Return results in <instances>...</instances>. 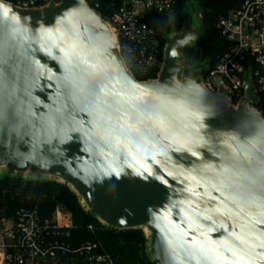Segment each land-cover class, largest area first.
I'll return each instance as SVG.
<instances>
[{"label":"water","instance_id":"1","mask_svg":"<svg viewBox=\"0 0 264 264\" xmlns=\"http://www.w3.org/2000/svg\"><path fill=\"white\" fill-rule=\"evenodd\" d=\"M0 5V166L55 175L105 223L146 227L159 264H264V118L250 81L233 105L193 67L180 77L192 26L140 80L86 0Z\"/></svg>","mask_w":264,"mask_h":264},{"label":"built area","instance_id":"2","mask_svg":"<svg viewBox=\"0 0 264 264\" xmlns=\"http://www.w3.org/2000/svg\"><path fill=\"white\" fill-rule=\"evenodd\" d=\"M4 1L37 9L62 0ZM178 1L110 0L103 9L100 0H86L111 28L125 65L136 78L162 69L166 46H162L150 20L158 14L173 16ZM231 10L217 23L229 48L200 82L214 91L227 89L230 103L238 105L244 101L250 81L254 95L251 105L264 118V0H238ZM73 227L72 215L59 207L52 215L37 206L17 208L11 216L0 213V264H56L64 259L115 264L100 241L88 240L74 247L70 241Z\"/></svg>","mask_w":264,"mask_h":264},{"label":"trees","instance_id":"3","mask_svg":"<svg viewBox=\"0 0 264 264\" xmlns=\"http://www.w3.org/2000/svg\"><path fill=\"white\" fill-rule=\"evenodd\" d=\"M100 1L104 9L110 0ZM237 3L238 0H179L173 16L158 14L151 18L150 23L165 47L173 32L179 33L186 27H193V14L196 10L200 11L202 26L199 37L191 45L182 47L181 52L193 70L199 69L204 76L215 65L219 56L229 48V41L221 35L217 23ZM189 68L191 66L185 72ZM158 71L159 67L145 75L138 74L137 77L140 80L157 78ZM35 206L46 215H52L58 207L72 215L74 227L70 241L74 247L88 240L100 241L114 257L115 264H159L151 254V235L146 234L144 227L121 228L102 223L68 183L24 178L13 170L0 173L1 214L11 216L17 208ZM89 225H93V229ZM56 264L85 262L78 259L72 263L70 259H64Z\"/></svg>","mask_w":264,"mask_h":264},{"label":"rangeland","instance_id":"4","mask_svg":"<svg viewBox=\"0 0 264 264\" xmlns=\"http://www.w3.org/2000/svg\"><path fill=\"white\" fill-rule=\"evenodd\" d=\"M201 12L196 10L193 14V27L196 31V38L190 42L189 44L187 45H191L192 43H194L198 37H199V31L201 29ZM176 33H172L171 35H175ZM180 56H181V71H180V74L179 76L182 77L184 74H185V69L188 67V66H191L190 64H188V62L186 61L185 57H184V54L181 52V48H180ZM191 77L197 79V80H202V77L203 75L199 72V69H196V70H193L191 73H190ZM253 83H255V80H253ZM13 169L11 167H9L8 165H2L0 166V173H5V172H10L12 171ZM14 171V170H13ZM14 173H17V174H21L24 178H40V179H44V180H57V181H60V182H65L63 179L55 176V175H52V174H49V173H46V172H42V171H39V170H35L33 169L32 167H29V168H26L24 169L23 171H14ZM71 186V185H70ZM72 187V186H71ZM83 203L85 205H87L85 203V201L82 199ZM87 208H89L87 206ZM90 209V208H89ZM97 216V215H96ZM98 218V217H97ZM99 219V218H98ZM102 223H105L103 220L99 219ZM144 231L146 232V234L149 236L151 235L150 231L144 227Z\"/></svg>","mask_w":264,"mask_h":264},{"label":"snow or ice","instance_id":"5","mask_svg":"<svg viewBox=\"0 0 264 264\" xmlns=\"http://www.w3.org/2000/svg\"><path fill=\"white\" fill-rule=\"evenodd\" d=\"M0 8H3L2 14L5 18H7L10 9L3 7L2 5H0ZM12 19H16V18L13 17ZM172 55H175V53L173 52ZM127 83H131V82H127ZM134 98H136V97H134ZM116 103L119 104L120 102L116 101ZM116 111H120V109L117 108ZM161 123H163V121H161ZM121 127H123V126H121ZM124 131H125V133L135 132L138 137H141V138L143 137V133L139 127L129 126V127L125 128ZM126 139L129 140V143L132 142V137H126ZM192 154L196 155L195 153H192ZM225 171H227V169H225ZM205 219H210V217H205ZM210 231H211V229H210ZM201 255H202L203 259H205V260L209 259V257L205 253H201ZM189 256L191 258H195V253H189ZM197 264H199V261H197Z\"/></svg>","mask_w":264,"mask_h":264}]
</instances>
